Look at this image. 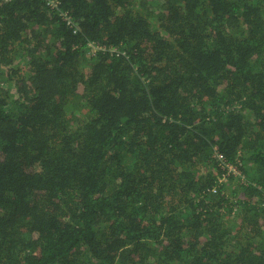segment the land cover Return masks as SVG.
<instances>
[{"label":"trees","instance_id":"trees-1","mask_svg":"<svg viewBox=\"0 0 264 264\" xmlns=\"http://www.w3.org/2000/svg\"><path fill=\"white\" fill-rule=\"evenodd\" d=\"M58 1L0 3V264H264V0Z\"/></svg>","mask_w":264,"mask_h":264},{"label":"built area","instance_id":"built-area-1","mask_svg":"<svg viewBox=\"0 0 264 264\" xmlns=\"http://www.w3.org/2000/svg\"><path fill=\"white\" fill-rule=\"evenodd\" d=\"M13 1H15V0H0V3H10V2H13ZM47 2H48V5L50 6L51 11H52L53 13L56 12V13L60 14L61 16H63V18L65 19V21H67V23H68L69 25H72V24L74 25V23L69 19V17H68V15L66 14V12L61 10V8H60V5H61V4H60V2H59L58 0H47ZM91 46H93V47L96 49V53H97L98 51H100V50H106L104 47H99V46H95V45H90V47H91ZM106 51H107V50H106ZM108 51H109L111 54L117 52L116 49H109ZM94 54H95V53H94ZM214 156L217 158V160H223L222 155H220L219 152H217V150L215 151V155H214ZM229 169H230V172H232L233 174L236 173V170H235L233 167L229 166Z\"/></svg>","mask_w":264,"mask_h":264},{"label":"rangeland","instance_id":"rangeland-1","mask_svg":"<svg viewBox=\"0 0 264 264\" xmlns=\"http://www.w3.org/2000/svg\"><path fill=\"white\" fill-rule=\"evenodd\" d=\"M158 23H154V26H157ZM88 53H91L92 55H94V53H96V49L91 46ZM85 72H88V69L85 70ZM203 172H205V170H203Z\"/></svg>","mask_w":264,"mask_h":264},{"label":"clouds","instance_id":"clouds-1","mask_svg":"<svg viewBox=\"0 0 264 264\" xmlns=\"http://www.w3.org/2000/svg\"><path fill=\"white\" fill-rule=\"evenodd\" d=\"M216 151V150H215Z\"/></svg>","mask_w":264,"mask_h":264}]
</instances>
